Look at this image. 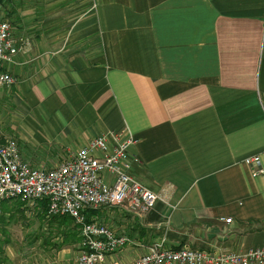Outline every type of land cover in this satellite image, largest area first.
Segmentation results:
<instances>
[{"label":"crops","instance_id":"obj_1","mask_svg":"<svg viewBox=\"0 0 264 264\" xmlns=\"http://www.w3.org/2000/svg\"><path fill=\"white\" fill-rule=\"evenodd\" d=\"M8 3L23 48L6 65L14 82L0 83L3 135L51 166L97 134L131 131L130 171L162 196L143 216L101 208L132 238L111 258L155 241L264 246V172L245 161L264 164V0Z\"/></svg>","mask_w":264,"mask_h":264},{"label":"built area","instance_id":"obj_2","mask_svg":"<svg viewBox=\"0 0 264 264\" xmlns=\"http://www.w3.org/2000/svg\"><path fill=\"white\" fill-rule=\"evenodd\" d=\"M22 48L12 21L0 18V83L10 86L14 82L6 65L16 61ZM136 141L131 131L112 130L95 135L53 166L35 165L23 156L17 137L3 135L0 123V215L7 200L35 202L47 198L49 214L67 213L79 224L82 239L74 264H264V246L215 253L188 244L172 246L158 241L147 245L146 252L130 262L111 258L132 238L103 217L88 219L86 210L118 206L143 216L162 197L130 171V148ZM245 161L256 163L253 174L264 172L260 153L248 155ZM224 219L231 221L232 217Z\"/></svg>","mask_w":264,"mask_h":264},{"label":"rangeland","instance_id":"obj_3","mask_svg":"<svg viewBox=\"0 0 264 264\" xmlns=\"http://www.w3.org/2000/svg\"><path fill=\"white\" fill-rule=\"evenodd\" d=\"M13 12L14 11L10 9L8 0L0 2L1 18L11 19ZM40 164L43 165V163ZM53 164H51V166ZM13 200L9 202L13 203ZM35 202H24L22 206L15 207L13 211H7L4 214V219L0 217V239H5V242H3L5 255L3 257L4 263L2 264H16V262H13L10 258L12 256L18 262L17 264H58L56 262V257L59 256L58 254L61 252L59 253V249L54 248L55 246L52 244L53 241L58 239V235H54V233L48 235L46 221H44L45 232L44 234L42 233V221L38 216V207ZM122 222L126 223L127 220H122ZM125 228H127V226L121 230L125 231ZM7 239L8 241H6ZM64 248L65 250L62 251L65 253V261L69 262H64L60 258L59 263L74 264L75 258L79 252L78 244L77 246L68 245ZM116 255L120 259H128V257H125L120 252L116 253ZM17 257H19V259Z\"/></svg>","mask_w":264,"mask_h":264},{"label":"trees","instance_id":"obj_4","mask_svg":"<svg viewBox=\"0 0 264 264\" xmlns=\"http://www.w3.org/2000/svg\"><path fill=\"white\" fill-rule=\"evenodd\" d=\"M7 200L3 203V210L4 212L0 215L1 219H4V214L7 211H13L15 207L17 206H22V203L24 201L20 199H15L10 203ZM35 204H37L38 207V216L41 218V228H42V233L44 234V221L47 222V233L48 235H51L54 233L58 235V239L52 242L54 248L56 249H62L65 246L68 245H76L79 244L81 241L82 237L80 235V227L79 224L75 222L74 218L70 214H60V213H52L49 214L48 212V199L47 198H42L36 200ZM100 210L99 209H94V208H89L87 209V216L88 219H91L93 216H101L100 215ZM5 240V239H4ZM4 240L0 239V264L4 263V255H5V249L3 242ZM8 241V239L6 240Z\"/></svg>","mask_w":264,"mask_h":264}]
</instances>
